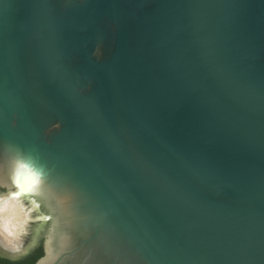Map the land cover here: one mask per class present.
Wrapping results in <instances>:
<instances>
[{
	"label": "water",
	"instance_id": "water-1",
	"mask_svg": "<svg viewBox=\"0 0 264 264\" xmlns=\"http://www.w3.org/2000/svg\"><path fill=\"white\" fill-rule=\"evenodd\" d=\"M264 264V0H0V257Z\"/></svg>",
	"mask_w": 264,
	"mask_h": 264
},
{
	"label": "trees",
	"instance_id": "trees-1",
	"mask_svg": "<svg viewBox=\"0 0 264 264\" xmlns=\"http://www.w3.org/2000/svg\"><path fill=\"white\" fill-rule=\"evenodd\" d=\"M43 255L42 240L40 239L23 257L17 260H10L0 257V264H35Z\"/></svg>",
	"mask_w": 264,
	"mask_h": 264
},
{
	"label": "flooded vegetation",
	"instance_id": "flooded-vegetation-1",
	"mask_svg": "<svg viewBox=\"0 0 264 264\" xmlns=\"http://www.w3.org/2000/svg\"><path fill=\"white\" fill-rule=\"evenodd\" d=\"M7 259V258H6Z\"/></svg>",
	"mask_w": 264,
	"mask_h": 264
}]
</instances>
